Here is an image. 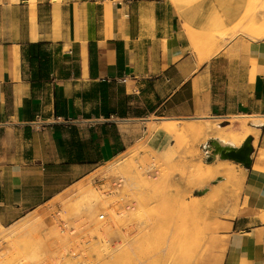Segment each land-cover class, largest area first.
I'll list each match as a JSON object with an SVG mask.
<instances>
[{
	"label": "crops",
	"instance_id": "obj_1",
	"mask_svg": "<svg viewBox=\"0 0 264 264\" xmlns=\"http://www.w3.org/2000/svg\"><path fill=\"white\" fill-rule=\"evenodd\" d=\"M233 116L264 118V0H0V214L19 213L9 232L47 224L48 203L29 197L39 172L113 162L151 124L159 151L185 123ZM72 129L90 164H67ZM252 159L238 216L211 221L192 264H264V131Z\"/></svg>",
	"mask_w": 264,
	"mask_h": 264
},
{
	"label": "rangeland",
	"instance_id": "obj_2",
	"mask_svg": "<svg viewBox=\"0 0 264 264\" xmlns=\"http://www.w3.org/2000/svg\"><path fill=\"white\" fill-rule=\"evenodd\" d=\"M234 117L197 123L230 128L249 123L261 130L256 138L255 148L258 147L264 118ZM149 126L150 130H156L154 124ZM150 137L149 133L146 140L105 165L86 169L60 165L49 175L39 172L29 197L35 206L48 203L44 209L48 219L47 224L43 223V236H34L33 228L24 234L21 231L25 228L9 232L7 223L19 213L3 212L0 264H192L208 238L211 221L225 214L238 216L244 167L239 165L237 184L219 176L224 181L218 185L213 182L219 177L189 186L177 172L161 180L167 155L176 143L173 140L165 149L156 151L147 144ZM212 140L207 137L194 150L189 149L200 153L194 163L201 159L207 163L212 154ZM187 151L188 143H185L177 162L191 160ZM119 178L124 183L115 187L113 184ZM79 179L85 180L71 198L63 196L50 201ZM206 188L210 189L209 193L196 195ZM215 195L218 196L211 202ZM85 196L88 201L81 202ZM101 215H106V220H101Z\"/></svg>",
	"mask_w": 264,
	"mask_h": 264
},
{
	"label": "bare ground",
	"instance_id": "obj_3",
	"mask_svg": "<svg viewBox=\"0 0 264 264\" xmlns=\"http://www.w3.org/2000/svg\"><path fill=\"white\" fill-rule=\"evenodd\" d=\"M14 59L16 66H18L20 62L18 48L14 50ZM234 118L240 119L243 117L237 116ZM254 124L255 123H253V125ZM260 132L261 130L259 128L252 127L249 123H242L238 128L217 127L197 122L185 123L177 130L174 136V142L176 144L172 147L173 151L167 155L165 167L163 166L164 173L161 175L160 179H165L166 177H169L173 173L177 172L180 174L181 180L189 186H196L198 184L211 182L219 176H226L229 179V183L237 184L240 181L239 165L230 161L220 160L216 163L208 164L204 161V159H201L200 162L196 164L194 163V160L195 158L200 157V153L198 150L191 152L189 149L193 148L192 150H194V147L207 137H212L214 140H218L223 144L231 145L236 148H240L247 138L253 137L255 138V146L257 143L256 138L260 136ZM149 133L152 134L153 130H150ZM185 143H188V151L186 153H190L189 155L191 160L181 163L182 161H180V159L177 162V155L184 147ZM170 170L172 173L169 175ZM217 196L218 195H215L211 202H213ZM88 199V196H85L81 199V202L88 201ZM94 207L95 206H93V208ZM236 216V213L232 214V218H235ZM44 227L45 225L43 223L35 226L32 230L34 236H43L42 233L43 230H45Z\"/></svg>",
	"mask_w": 264,
	"mask_h": 264
},
{
	"label": "water",
	"instance_id": "obj_4",
	"mask_svg": "<svg viewBox=\"0 0 264 264\" xmlns=\"http://www.w3.org/2000/svg\"><path fill=\"white\" fill-rule=\"evenodd\" d=\"M254 138L249 137L240 148H236L231 145H226L218 140H212L210 143L212 154L209 156L207 163L213 164L217 161H230L237 165H241L244 168H250L253 164L252 156L254 154ZM224 181L223 177L217 178L213 182V185H218ZM210 189L206 188L203 191L196 193L197 196H204L209 193ZM244 236L250 235V232H245Z\"/></svg>",
	"mask_w": 264,
	"mask_h": 264
},
{
	"label": "trees",
	"instance_id": "obj_5",
	"mask_svg": "<svg viewBox=\"0 0 264 264\" xmlns=\"http://www.w3.org/2000/svg\"><path fill=\"white\" fill-rule=\"evenodd\" d=\"M38 56L40 58V75L46 81L48 80V73L50 72V52L43 50L42 45H38ZM97 47L94 43L90 45V55H91V70L94 72L96 69V53ZM124 62L123 50L120 49L119 53V63L122 65ZM72 141L69 145V160L67 164L69 165H85L90 164L87 162L85 155L83 153L82 143L79 134L75 129H72Z\"/></svg>",
	"mask_w": 264,
	"mask_h": 264
},
{
	"label": "built area",
	"instance_id": "obj_6",
	"mask_svg": "<svg viewBox=\"0 0 264 264\" xmlns=\"http://www.w3.org/2000/svg\"><path fill=\"white\" fill-rule=\"evenodd\" d=\"M59 121H61V123H65V124H69V125H74V124H77L75 121H73V120H66V119H61V118H58V119H56V121H55V123L56 122H59ZM96 122H94V123H92L91 122V124H95ZM124 183V180H123V178H119L117 181H115L114 182V186L115 187H120V186H122V184ZM131 206H129V208H130ZM100 219L101 220H106V215H101L100 216Z\"/></svg>",
	"mask_w": 264,
	"mask_h": 264
}]
</instances>
